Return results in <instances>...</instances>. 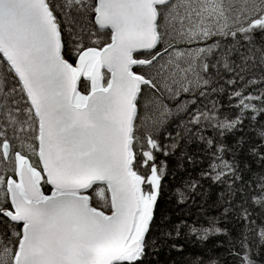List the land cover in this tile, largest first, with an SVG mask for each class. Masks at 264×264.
Returning <instances> with one entry per match:
<instances>
[{
  "label": "snow or ice",
  "instance_id": "obj_1",
  "mask_svg": "<svg viewBox=\"0 0 264 264\" xmlns=\"http://www.w3.org/2000/svg\"><path fill=\"white\" fill-rule=\"evenodd\" d=\"M216 240L264 264V0H0V264Z\"/></svg>",
  "mask_w": 264,
  "mask_h": 264
},
{
  "label": "trees",
  "instance_id": "obj_2",
  "mask_svg": "<svg viewBox=\"0 0 264 264\" xmlns=\"http://www.w3.org/2000/svg\"><path fill=\"white\" fill-rule=\"evenodd\" d=\"M215 199V192L210 191L208 194V203L204 205L205 210L210 209L211 201ZM194 211H199L194 209ZM208 215H219L215 208H211L208 211ZM231 229L232 225H226ZM178 248H171L167 245L162 246L159 250V254L155 255L153 259L158 261V264H193L197 259L207 258L212 256L213 258H220L221 260L229 259L227 253L223 247L219 245L222 240H216L215 243H209L205 248L203 245L196 243H186L184 241H176ZM182 247V251L178 250Z\"/></svg>",
  "mask_w": 264,
  "mask_h": 264
}]
</instances>
